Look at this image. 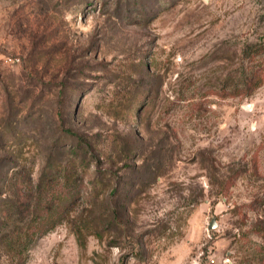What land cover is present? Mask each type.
Segmentation results:
<instances>
[{
    "label": "rangeland",
    "instance_id": "rangeland-1",
    "mask_svg": "<svg viewBox=\"0 0 264 264\" xmlns=\"http://www.w3.org/2000/svg\"><path fill=\"white\" fill-rule=\"evenodd\" d=\"M75 134L102 166L26 264H264V0H0V187Z\"/></svg>",
    "mask_w": 264,
    "mask_h": 264
},
{
    "label": "trees",
    "instance_id": "trees-1",
    "mask_svg": "<svg viewBox=\"0 0 264 264\" xmlns=\"http://www.w3.org/2000/svg\"><path fill=\"white\" fill-rule=\"evenodd\" d=\"M256 48L254 54H261L262 46L257 45ZM255 73L251 80L259 79V72ZM252 90L254 88L249 87V91ZM67 103L68 97L61 98L62 107L66 108ZM69 133L72 131L64 132ZM75 136L77 145L71 147L78 154L80 162L63 164L50 157L37 182L33 180L32 172L23 166L16 170L9 181L2 183L0 188L4 186L8 191L0 190V252L6 254L7 264H26V254L38 239L62 224L68 213L77 206L83 189V181L78 178L79 174L83 178L90 168L87 159L96 158L97 165L102 166L100 155L87 137ZM108 172V169L102 171L103 175ZM75 233L79 243L83 244L82 231L77 228Z\"/></svg>",
    "mask_w": 264,
    "mask_h": 264
},
{
    "label": "water",
    "instance_id": "water-1",
    "mask_svg": "<svg viewBox=\"0 0 264 264\" xmlns=\"http://www.w3.org/2000/svg\"><path fill=\"white\" fill-rule=\"evenodd\" d=\"M215 227H217V224L215 222V219H213L211 224L209 225V229H214Z\"/></svg>",
    "mask_w": 264,
    "mask_h": 264
}]
</instances>
